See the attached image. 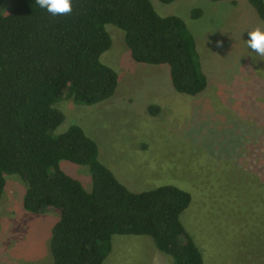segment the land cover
I'll return each mask as SVG.
<instances>
[{
	"label": "rangeland",
	"instance_id": "obj_1",
	"mask_svg": "<svg viewBox=\"0 0 264 264\" xmlns=\"http://www.w3.org/2000/svg\"><path fill=\"white\" fill-rule=\"evenodd\" d=\"M149 2L188 28L204 89L176 92L168 66L134 62L123 32L107 23L111 45L99 60L116 73L115 90L90 106L57 102L64 120L54 134L80 127L95 142L97 160L131 192L172 185L189 193L180 221L203 264H264V62L253 71L240 40L253 28L264 30V20L249 0ZM58 168L91 190L86 165L60 160ZM4 179L0 264H52L58 213L25 210L23 181ZM102 264H171V257L148 236L114 234Z\"/></svg>",
	"mask_w": 264,
	"mask_h": 264
},
{
	"label": "trees",
	"instance_id": "obj_2",
	"mask_svg": "<svg viewBox=\"0 0 264 264\" xmlns=\"http://www.w3.org/2000/svg\"><path fill=\"white\" fill-rule=\"evenodd\" d=\"M6 1L8 9L0 0V196L4 176L14 174L25 184V210L58 213L52 264H102L114 234L150 237L171 264H203L180 221L189 193L172 185L131 192L97 160L95 142L80 127L54 134L64 120L57 102L90 106L115 90L116 73L99 60L111 45L107 23L123 32L134 62L167 65L178 93L202 91L205 77L182 19L158 15L149 0H71V11L55 17L34 0ZM249 2L264 20V0ZM60 160L86 165L91 190L59 170Z\"/></svg>",
	"mask_w": 264,
	"mask_h": 264
},
{
	"label": "clouds",
	"instance_id": "obj_3",
	"mask_svg": "<svg viewBox=\"0 0 264 264\" xmlns=\"http://www.w3.org/2000/svg\"><path fill=\"white\" fill-rule=\"evenodd\" d=\"M35 6L43 9L50 16L64 15L71 11V0H34ZM247 38L240 40L243 44L244 55L249 58L250 66L256 71L258 63L264 62V30L260 27L246 31ZM220 42L217 41V46Z\"/></svg>",
	"mask_w": 264,
	"mask_h": 264
}]
</instances>
